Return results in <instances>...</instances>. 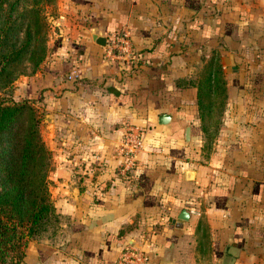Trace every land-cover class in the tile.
Returning a JSON list of instances; mask_svg holds the SVG:
<instances>
[{"label":"crops","instance_id":"0c3cea01","mask_svg":"<svg viewBox=\"0 0 264 264\" xmlns=\"http://www.w3.org/2000/svg\"><path fill=\"white\" fill-rule=\"evenodd\" d=\"M56 6L47 55L17 91L43 113L48 189L64 230L33 243L24 263L114 264L131 245L148 264H214L232 246V264H264V0ZM120 28L130 34V64L107 59L92 39ZM212 55L226 98L207 141L196 90L179 81L194 82ZM130 124L145 134L122 176L116 147Z\"/></svg>","mask_w":264,"mask_h":264},{"label":"trees","instance_id":"16d2710c","mask_svg":"<svg viewBox=\"0 0 264 264\" xmlns=\"http://www.w3.org/2000/svg\"><path fill=\"white\" fill-rule=\"evenodd\" d=\"M54 3L0 0V89L26 69L35 71L44 59L49 14L42 6ZM179 85L195 88L198 129L210 141L226 98L219 57L212 55L194 82L180 80ZM50 169V152L31 101L0 96V264H26L27 241L56 226L59 214L48 189Z\"/></svg>","mask_w":264,"mask_h":264},{"label":"built area","instance_id":"2783aa9c","mask_svg":"<svg viewBox=\"0 0 264 264\" xmlns=\"http://www.w3.org/2000/svg\"><path fill=\"white\" fill-rule=\"evenodd\" d=\"M103 46L104 57L107 59L130 64L135 60V54L130 44V34L120 28L107 33ZM145 127L141 125H127L121 135L116 152L120 157L119 173L128 176L135 168L136 155L143 147ZM190 214L195 212L189 210ZM114 264H148V259L143 250L131 245L123 246Z\"/></svg>","mask_w":264,"mask_h":264},{"label":"rangeland","instance_id":"374dc122","mask_svg":"<svg viewBox=\"0 0 264 264\" xmlns=\"http://www.w3.org/2000/svg\"><path fill=\"white\" fill-rule=\"evenodd\" d=\"M56 4H57V0H55V3L53 6L52 5L42 6V12H45L47 15L48 14L50 15V16L48 15L47 19H46L47 30H46V54H45V57H46L47 52H48V42L51 40L53 30L56 29L54 24H53V21L57 17V10H56L57 6H56ZM45 57H44V59H45ZM43 60H42V62H43ZM42 62L38 65V67L35 69V71L30 72L29 69H26L25 72L16 75L5 88L0 89V96L11 97L13 100L24 99L22 97L20 98V95L17 91V88L19 87V81L22 79H27L28 77L32 76L35 72H37V70L39 69ZM31 104L35 108V110L37 111V113L39 115L40 132H41V135L43 138V136H44L43 127H44V122H45L44 117H43V113L40 112L38 110V108L34 106L32 101H31ZM63 221L64 220L62 218H59L58 222L56 223V226H53L50 229H48L46 232H42L39 236L28 240L27 244L25 246V249H24V257H26L27 253H29V248L33 247V243H39V244L47 243V244H49V243H52L53 241H57L59 238H61L62 234H63L64 227L60 226V223H62Z\"/></svg>","mask_w":264,"mask_h":264},{"label":"water","instance_id":"95a60500","mask_svg":"<svg viewBox=\"0 0 264 264\" xmlns=\"http://www.w3.org/2000/svg\"><path fill=\"white\" fill-rule=\"evenodd\" d=\"M92 39L95 43H97L100 46H104L105 42H106V38L102 37L100 35L97 34H93ZM170 119L169 114H161L159 115L158 119H157V123L158 124H166ZM184 138L186 143L189 141V127L185 128V132H184ZM237 254V248L235 247H228L226 250H224L221 255H219L216 259L214 264H232L234 257ZM157 264H170L168 262L165 261H161Z\"/></svg>","mask_w":264,"mask_h":264}]
</instances>
